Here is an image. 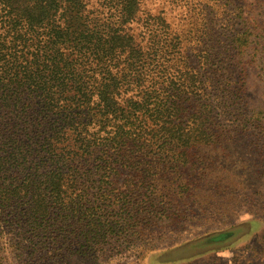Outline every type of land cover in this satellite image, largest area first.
I'll return each mask as SVG.
<instances>
[{"label": "trees", "instance_id": "16d2710c", "mask_svg": "<svg viewBox=\"0 0 264 264\" xmlns=\"http://www.w3.org/2000/svg\"><path fill=\"white\" fill-rule=\"evenodd\" d=\"M103 1L108 16L90 0H0V223L47 227L57 213L66 219L72 205L86 204V181L96 200L107 195L92 204L98 220L113 205L118 166L153 180L164 169L140 161L153 145L208 140L211 107L166 18L148 16L137 35L141 0ZM133 196L109 211L139 216L147 204ZM239 231L194 243L217 249Z\"/></svg>", "mask_w": 264, "mask_h": 264}, {"label": "rangeland", "instance_id": "374dc122", "mask_svg": "<svg viewBox=\"0 0 264 264\" xmlns=\"http://www.w3.org/2000/svg\"><path fill=\"white\" fill-rule=\"evenodd\" d=\"M90 1L109 15L105 1ZM159 14L198 72L211 107L208 140L153 145L140 159L146 169H164L153 180L118 166L109 203L116 207L131 193L146 201L139 216L108 206L95 220L92 204L107 195L96 200L86 181V204L72 205L66 219L57 213L47 227L1 222L0 264H264V0H141L133 31ZM235 227L242 235L224 247L194 243Z\"/></svg>", "mask_w": 264, "mask_h": 264}]
</instances>
